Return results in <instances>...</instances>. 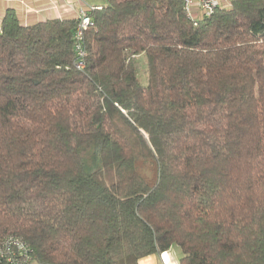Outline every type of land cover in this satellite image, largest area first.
Instances as JSON below:
<instances>
[{
	"label": "trees",
	"instance_id": "trees-1",
	"mask_svg": "<svg viewBox=\"0 0 264 264\" xmlns=\"http://www.w3.org/2000/svg\"><path fill=\"white\" fill-rule=\"evenodd\" d=\"M0 25V240L38 264H264V0L196 25L182 0H107ZM144 76V81L142 77Z\"/></svg>",
	"mask_w": 264,
	"mask_h": 264
},
{
	"label": "built area",
	"instance_id": "built-area-1",
	"mask_svg": "<svg viewBox=\"0 0 264 264\" xmlns=\"http://www.w3.org/2000/svg\"><path fill=\"white\" fill-rule=\"evenodd\" d=\"M231 0H182L184 10L196 25L202 18H208L220 7L229 5ZM93 7H81L77 12V25L73 34L75 67L84 69L86 51L84 37L88 29L93 27L90 13ZM33 262L32 248L17 235H8L0 240V264H31Z\"/></svg>",
	"mask_w": 264,
	"mask_h": 264
},
{
	"label": "crops",
	"instance_id": "crops-1",
	"mask_svg": "<svg viewBox=\"0 0 264 264\" xmlns=\"http://www.w3.org/2000/svg\"><path fill=\"white\" fill-rule=\"evenodd\" d=\"M107 0H0V25L7 11H13L23 26L49 20H74L81 7H101ZM181 251L171 247L161 255L143 258L137 264H180ZM31 264H38L33 261Z\"/></svg>",
	"mask_w": 264,
	"mask_h": 264
},
{
	"label": "rangeland",
	"instance_id": "rangeland-1",
	"mask_svg": "<svg viewBox=\"0 0 264 264\" xmlns=\"http://www.w3.org/2000/svg\"><path fill=\"white\" fill-rule=\"evenodd\" d=\"M142 81H144V76L142 77ZM118 264H134V261L132 257H128L125 260L119 262Z\"/></svg>",
	"mask_w": 264,
	"mask_h": 264
}]
</instances>
